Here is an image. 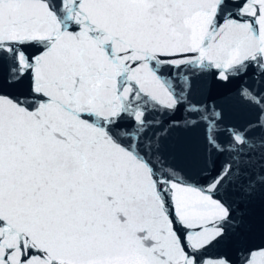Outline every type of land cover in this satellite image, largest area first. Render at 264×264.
<instances>
[{
	"label": "snow or ice",
	"instance_id": "snow-or-ice-1",
	"mask_svg": "<svg viewBox=\"0 0 264 264\" xmlns=\"http://www.w3.org/2000/svg\"><path fill=\"white\" fill-rule=\"evenodd\" d=\"M0 264H264V0H0Z\"/></svg>",
	"mask_w": 264,
	"mask_h": 264
},
{
	"label": "water",
	"instance_id": "water-1",
	"mask_svg": "<svg viewBox=\"0 0 264 264\" xmlns=\"http://www.w3.org/2000/svg\"><path fill=\"white\" fill-rule=\"evenodd\" d=\"M182 135H183V134H177V137H174V140H175L176 138L182 137Z\"/></svg>",
	"mask_w": 264,
	"mask_h": 264
}]
</instances>
